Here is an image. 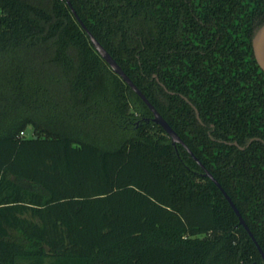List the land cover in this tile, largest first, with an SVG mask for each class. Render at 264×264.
Here are the masks:
<instances>
[{"label":"trees","instance_id":"obj_1","mask_svg":"<svg viewBox=\"0 0 264 264\" xmlns=\"http://www.w3.org/2000/svg\"><path fill=\"white\" fill-rule=\"evenodd\" d=\"M68 1L0 0V264H264V0Z\"/></svg>","mask_w":264,"mask_h":264},{"label":"water","instance_id":"obj_2","mask_svg":"<svg viewBox=\"0 0 264 264\" xmlns=\"http://www.w3.org/2000/svg\"><path fill=\"white\" fill-rule=\"evenodd\" d=\"M69 5H70L74 15L76 16L78 22L80 23L82 28L85 30V32L88 34L90 42H91L93 48L96 50V52L105 61V63L110 67V69L118 77H120L123 80V82L127 86H129L131 88V90L134 93H136L142 99V101L146 104V106L150 109V111L153 114L152 122L164 129V131L170 137V139H171V141L175 147L178 145H182L190 152V154H192L191 151L188 149V147L185 145V143L182 141V139L178 136V134L172 129V127L163 118V116L155 109V107L149 102V100L145 97V95L133 83V81L128 77V75L124 72V70L120 67V65L114 60V58L109 54V52L98 42V40L89 32V30L86 28V26L80 20V18L77 16L76 12L74 11V9L72 8L70 3H69ZM253 51H254V55H255V58H256L258 65L264 71V25L257 31V33L253 39ZM198 120L201 122L199 114H198ZM234 145L239 147V145L237 143H234ZM240 149L243 150L244 148L240 147ZM195 160L201 165V163L196 158H195ZM202 168L204 170L205 176L207 178L211 179L216 184V186L221 190V192L224 194L225 198L230 203L234 212L239 217L241 224L246 228V230L250 234L251 238L253 239L254 243L257 245L258 250L261 253L262 258L264 260V252L258 246V243L256 242L255 238L253 237L252 233L250 232L249 228L247 227L245 221L243 220L242 216L240 215L239 211L237 210L236 206L234 205V203L232 202L230 197L227 195V193L224 191V189L218 183V181L206 170V168L203 166H202Z\"/></svg>","mask_w":264,"mask_h":264},{"label":"rangeland","instance_id":"obj_3","mask_svg":"<svg viewBox=\"0 0 264 264\" xmlns=\"http://www.w3.org/2000/svg\"><path fill=\"white\" fill-rule=\"evenodd\" d=\"M16 73L10 69L8 64H0V116L2 117L5 112L13 110L16 106V98L9 94V84L14 82ZM13 80V82H12ZM12 90V89H11ZM29 134V133H28Z\"/></svg>","mask_w":264,"mask_h":264},{"label":"built area","instance_id":"obj_4","mask_svg":"<svg viewBox=\"0 0 264 264\" xmlns=\"http://www.w3.org/2000/svg\"><path fill=\"white\" fill-rule=\"evenodd\" d=\"M26 134L24 132L21 133V136H25Z\"/></svg>","mask_w":264,"mask_h":264}]
</instances>
